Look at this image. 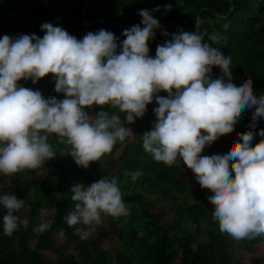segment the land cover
Masks as SVG:
<instances>
[{
	"label": "clouds",
	"instance_id": "1",
	"mask_svg": "<svg viewBox=\"0 0 264 264\" xmlns=\"http://www.w3.org/2000/svg\"><path fill=\"white\" fill-rule=\"evenodd\" d=\"M170 8L164 6L165 11ZM138 15L143 27L132 25L122 31L119 52L118 38L104 29L77 39L45 22L40 25L42 37L0 36V174L38 169L52 159L56 153L49 143L51 134L58 143L69 145L67 154L86 169L129 136L132 131L124 124L142 117L155 97V121L141 135L143 150L169 166L179 158L200 187L211 190V215L221 233L234 240L264 237V129L257 132L262 139L251 144V129L264 118V94H254L251 76L232 79L231 58L204 40L199 18L194 20L195 31L171 34L152 57L147 42L160 25L148 9ZM213 66H219L223 75L213 78ZM49 73L54 91L63 93V99L45 98L39 90L17 83L30 79L35 84ZM161 91L167 96L157 95ZM94 104L125 113L126 123L115 112L90 116L84 109ZM253 106L250 130L237 132L238 142L201 155L207 144L231 131L241 109ZM125 175L134 182L141 172L125 170ZM70 192L74 204L64 219L69 227L83 226L75 227L82 240L101 223L102 215L129 214L116 176L89 185L75 183ZM0 206L5 209L4 235L11 236L20 224L27 226V219L15 214L23 199L3 193ZM50 226L51 221L42 218L32 231L41 233Z\"/></svg>",
	"mask_w": 264,
	"mask_h": 264
},
{
	"label": "trees",
	"instance_id": "2",
	"mask_svg": "<svg viewBox=\"0 0 264 264\" xmlns=\"http://www.w3.org/2000/svg\"><path fill=\"white\" fill-rule=\"evenodd\" d=\"M16 1L0 0V32L7 12ZM39 1L45 4L27 1L18 3L12 11L5 34L10 38L33 33L42 37L44 33L40 25L45 22L62 27L77 39L89 31L95 33L104 29L118 38L119 52V44L125 38L121 35L122 31L132 25L143 27L138 11L148 9L160 25L153 30L154 38L147 42L150 54L157 45L170 40L171 34L178 30L195 31L194 20L199 18L200 28L205 33L204 40L231 58L232 79L239 81L243 77L251 76L254 94H264V0H232L230 13L228 0H70L66 3V0ZM84 3L86 20H101L100 22L86 24L82 20ZM168 4L171 8L165 11L164 6ZM157 7L159 10L152 11ZM221 75L223 74L219 66H213L211 76L216 78ZM19 82L23 87L39 90L45 98H64L63 93L54 91L55 80L51 73L35 84L30 79H21L17 83ZM157 95L167 96V93L161 91ZM157 106L154 97L152 103L146 105L144 115L128 125L143 132L148 131L155 121L153 108ZM254 108L255 106L241 109L231 131L207 144L201 155H212L226 149L229 144L238 142L236 133L250 130ZM84 110L92 116L99 111L115 112L125 121V113H119L108 105L94 104ZM259 129H264V118H258L256 127L251 129L254 134L252 145L262 139L257 134ZM201 132L203 134V130ZM49 143L56 155L46 161V168L49 170L47 175L36 177L35 172L39 168L24 169L10 175L13 186L19 187L18 192H22L24 200L29 203L30 217L27 219V226L20 224L11 236H7L2 230L5 209H0V264H173L178 253L183 260L197 264H240L231 262L228 247L248 252L253 246L264 242V237L234 240L226 233H221L216 219L211 215L212 207L206 203L209 189L201 188L197 182L193 191L197 201L186 199L189 192L186 178L189 168L179 158L171 166L155 161L143 150L142 136L131 141L127 137L122 142L118 140L110 153L99 161L90 162L86 169L69 162L66 152L69 145L58 143L55 134L49 138ZM120 146H123L121 155L114 159L113 154ZM231 162L230 158L229 165ZM125 170H139L141 175L133 182L130 176L125 175ZM193 175L195 176L194 173ZM54 176L56 179L52 180ZM104 176L117 177L122 200L129 209L127 217L108 216L106 233L115 235L117 240V245L108 250L97 249L93 243L80 239L75 232L76 226L69 227L64 219L74 204L70 192L72 185H89ZM56 195L59 202L53 207L54 212L49 220L51 226L44 232L34 233L33 227L41 222L38 204L51 203ZM149 195L156 200L172 201L173 226L158 225V215L152 211ZM191 226L193 230H190ZM54 230L61 231L66 239L79 241L81 255L76 257L71 253H63L55 262L44 260L41 252L52 246ZM32 237H36V241L30 249L28 240Z\"/></svg>",
	"mask_w": 264,
	"mask_h": 264
},
{
	"label": "rangeland",
	"instance_id": "3",
	"mask_svg": "<svg viewBox=\"0 0 264 264\" xmlns=\"http://www.w3.org/2000/svg\"><path fill=\"white\" fill-rule=\"evenodd\" d=\"M155 50L149 55L154 57ZM18 85L21 86V82H19ZM89 115L92 116L90 113ZM124 122L125 121L121 119V123L123 124ZM124 126L130 128L132 131L129 134V136H127L128 141H131L135 138H139L144 133L143 131H140L131 125L124 124ZM51 137L52 134L49 136V138ZM122 148L123 146H120L115 151V153L113 154L114 159L120 157ZM68 158H69V162L74 164V166H77L70 155H68ZM46 165L47 163L45 161L44 165H42L35 172L36 177L42 178L43 176L49 173V170L46 168ZM25 176L29 177V174H26ZM186 178H187V189L189 191L188 195H186V199H188L191 202H196L197 198L193 194V191L196 188L197 181L195 180V176L193 175L191 169L187 171ZM51 179L55 180L56 177L54 176ZM19 190H20L19 187L16 188L13 186L10 175L5 176L3 174H0V194L12 193L17 197V199H23V207L16 214H18V217L20 219H28L30 217L29 203L24 200V194L22 192L19 193L18 192ZM210 192L211 190L209 189L208 196L210 195ZM208 196L206 198V203L209 207H212V204L209 201ZM148 198L152 201V211L158 215V219H157L158 225L173 226L172 212H171L173 208L172 201L156 200L152 195H149ZM58 202H59V197L58 195H56L51 203H47V202L39 203L38 212L40 218L50 220V217L54 212L53 207H55V204H57ZM0 209H3V207L0 206ZM107 219L108 216L102 215L101 223L99 225L92 226L91 235L87 239H85L87 242L93 243L97 249L102 248L108 250V249H113L117 245V240L115 235L106 233L108 229ZM76 227H83V226L77 225ZM190 230H193V226H191ZM35 241H36V237H32L28 240V247L30 249L34 247ZM52 242H53L52 246L50 247L49 250L41 252L44 260L55 262L57 261V257L63 253H71L76 257H79L81 255V250L78 245L79 241L77 242L75 240L66 239L63 233L59 230H54L52 235ZM227 252L229 253L231 262H237L240 264H264V242H261L253 246L251 250L248 252L244 250H236L233 247H228ZM173 264H197V263L183 260L178 253Z\"/></svg>",
	"mask_w": 264,
	"mask_h": 264
},
{
	"label": "water",
	"instance_id": "4",
	"mask_svg": "<svg viewBox=\"0 0 264 264\" xmlns=\"http://www.w3.org/2000/svg\"><path fill=\"white\" fill-rule=\"evenodd\" d=\"M23 1H27V2H31V3H36V4H45V2H42V1H39V0H17L16 2H14L9 11L7 12L5 18H4V21H3V26H2V29H1V32H0V36L4 35L5 32L7 31V28H8V23L9 21L11 20L12 18V11L15 9L16 5L20 2H23ZM70 0H66L64 1V3L66 2H69ZM85 1V0H84ZM229 1V13L231 12L232 10V7H233V4H232V0H228ZM85 8H86V3L83 4V7H82V11H81V17H82V20L86 23V24H92V23H95L96 21L97 22H100L101 20H96V21H93V22H88L85 18ZM215 14V13H213ZM216 15V14H215Z\"/></svg>",
	"mask_w": 264,
	"mask_h": 264
}]
</instances>
